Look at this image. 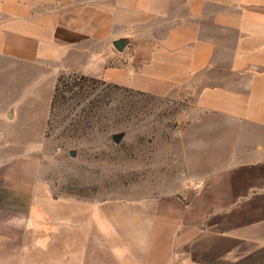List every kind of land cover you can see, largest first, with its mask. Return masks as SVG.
Segmentation results:
<instances>
[{"label":"crops","instance_id":"0c3cea01","mask_svg":"<svg viewBox=\"0 0 264 264\" xmlns=\"http://www.w3.org/2000/svg\"><path fill=\"white\" fill-rule=\"evenodd\" d=\"M69 75L197 92L202 186L150 208L55 197L0 141V264H264V0H0V134L45 132Z\"/></svg>","mask_w":264,"mask_h":264},{"label":"rangeland","instance_id":"374dc122","mask_svg":"<svg viewBox=\"0 0 264 264\" xmlns=\"http://www.w3.org/2000/svg\"><path fill=\"white\" fill-rule=\"evenodd\" d=\"M202 77L199 87L209 81ZM196 98L156 97L69 75L45 132L3 133L0 141H15V152L39 161L55 197L150 208L166 194L202 186L204 167L189 166L184 149Z\"/></svg>","mask_w":264,"mask_h":264},{"label":"trees","instance_id":"16d2710c","mask_svg":"<svg viewBox=\"0 0 264 264\" xmlns=\"http://www.w3.org/2000/svg\"><path fill=\"white\" fill-rule=\"evenodd\" d=\"M64 78H65V77H62V78L60 79V82H59V84H58V86H57V91H58V88H59L60 83L63 81Z\"/></svg>","mask_w":264,"mask_h":264},{"label":"built area","instance_id":"2783aa9c","mask_svg":"<svg viewBox=\"0 0 264 264\" xmlns=\"http://www.w3.org/2000/svg\"><path fill=\"white\" fill-rule=\"evenodd\" d=\"M198 187H200V186H198Z\"/></svg>","mask_w":264,"mask_h":264}]
</instances>
